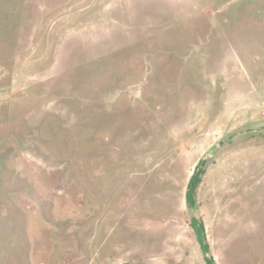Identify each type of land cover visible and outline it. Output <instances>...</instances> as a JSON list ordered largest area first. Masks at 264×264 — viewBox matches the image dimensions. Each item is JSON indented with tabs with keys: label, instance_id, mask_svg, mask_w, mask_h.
<instances>
[{
	"label": "rangeland",
	"instance_id": "obj_1",
	"mask_svg": "<svg viewBox=\"0 0 264 264\" xmlns=\"http://www.w3.org/2000/svg\"><path fill=\"white\" fill-rule=\"evenodd\" d=\"M193 217L264 264V0H0V264H206Z\"/></svg>",
	"mask_w": 264,
	"mask_h": 264
},
{
	"label": "trees",
	"instance_id": "obj_2",
	"mask_svg": "<svg viewBox=\"0 0 264 264\" xmlns=\"http://www.w3.org/2000/svg\"><path fill=\"white\" fill-rule=\"evenodd\" d=\"M206 163L207 161L205 159H201L199 161L188 184L186 200H187V204L191 208L197 207L196 191L198 186L202 183L203 175L205 174L204 167L206 166ZM190 225L196 233L197 240L200 244V248L204 255L205 263L216 264L215 259L210 254V245L207 241L204 222L201 219L199 220L197 217H193ZM126 264H131V263H126ZM133 264H142V263H133Z\"/></svg>",
	"mask_w": 264,
	"mask_h": 264
}]
</instances>
